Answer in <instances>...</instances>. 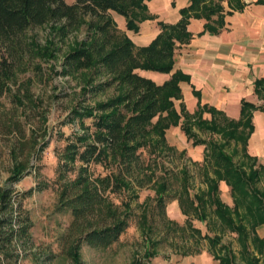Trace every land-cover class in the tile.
Here are the masks:
<instances>
[{"label":"rangeland","instance_id":"rangeland-1","mask_svg":"<svg viewBox=\"0 0 264 264\" xmlns=\"http://www.w3.org/2000/svg\"><path fill=\"white\" fill-rule=\"evenodd\" d=\"M146 1L149 0H144L147 6ZM212 1L221 4V0ZM110 15L116 22V13ZM83 20L63 41L49 24L29 28L17 44L0 42V59L3 56L14 65L13 75L5 80L6 89L0 96V186L7 185L13 164L18 161L26 164V172L10 187L15 193H31L21 201V214L28 215L32 225L31 244L17 248L18 264H219L218 258L227 252L240 263L237 235L218 221L214 207L205 209V219L198 217L202 212L194 214L187 210L186 198L206 194L211 179L218 183L217 196L221 202L233 210L230 187L215 178V170L227 168H217L212 153L218 152L216 149L211 152L212 145L222 144L223 139L202 132L197 126L192 128L194 138H188L181 129L182 120L165 131L164 148L155 146L156 136L148 138L139 151V165L131 173L122 170L119 158L108 157L102 164H93L89 170L91 180L110 177L111 186L105 190L104 204L100 207L104 215L74 222L63 189L74 180L81 163L68 162V166L61 168L60 161L67 160L64 148L71 140L75 141L73 135L93 132L92 119L77 117L74 111L92 107L119 93L114 85L91 96L86 89L106 78L93 72L94 68L62 73L64 54L76 42L90 36L88 26L95 20L88 16ZM116 25L118 28V21ZM32 40L36 47L29 45ZM47 40L53 42L50 48L54 49L55 57L42 54ZM175 106L179 110L178 102ZM201 140L207 141L208 147L192 145ZM233 145L224 150L227 154L238 150L232 170L247 174L250 168L264 166V159L252 163L243 157L240 147ZM159 183L166 184L163 208L158 204ZM252 187L264 188L263 172ZM74 194L75 191L69 198ZM181 199L186 203L185 212L178 203ZM108 210L117 220L125 219L128 227L109 246H88L82 241L85 233L112 223L113 216H105ZM255 232L264 238V226L257 227ZM248 244L252 250L249 241ZM72 249L78 254L76 263L70 256Z\"/></svg>","mask_w":264,"mask_h":264},{"label":"trees","instance_id":"trees-1","mask_svg":"<svg viewBox=\"0 0 264 264\" xmlns=\"http://www.w3.org/2000/svg\"><path fill=\"white\" fill-rule=\"evenodd\" d=\"M189 1L188 6L179 9L181 17L176 23L158 21L160 31L155 38L146 45L136 46L126 33L117 28L110 12L123 16L126 28L138 32L139 23L155 17L148 12L144 0H76L74 3L65 0H0V42L17 44L29 28L49 24L54 26V32L63 41L72 29L84 22V16L95 20L88 26L90 36L76 42L64 54L62 73L94 68L93 72L106 78L99 85L87 88V92L93 96L115 85L119 93L107 101L74 111L77 117L92 119L93 129L86 135H73L75 141L71 140L64 148L67 160L64 163L60 161L61 168L68 166V162L71 165L81 163L74 180L63 189V198L74 222L104 215L100 207L104 204L105 190L111 186L110 177L91 180L89 170L93 164H102L108 157L119 158L122 170L131 173L132 168L139 165V151L148 138L156 136L155 146L164 148L165 131L182 120L181 129L188 138H194L192 128L197 126L200 131L219 135L223 139L222 144L212 145L211 152L214 149L218 152L215 155L212 153L216 167L225 166L227 169L221 172L215 170V178L230 187L234 201L233 210L224 205L217 196L218 183L211 179L206 194L186 198L187 210L194 214L202 212L198 217L205 219V209L213 206L218 221L237 235L240 263L264 264V238H259L255 232L257 227L264 226V188L258 190L252 187L260 180L264 166L250 168L247 174L239 169L232 170L233 158L238 150H232L233 155L224 151L233 143L234 147L241 148L246 160L257 162V158L249 157L246 151L248 138L253 132L250 112L255 106L242 102L238 122L227 121L208 107H198L193 114H189L181 101L179 86L181 81L189 80L188 75L175 70L162 84H157L139 73L140 70L159 73L173 70L177 44L185 43L191 37L187 30L191 17L210 19L213 15L218 16L217 25L206 24L205 29L210 32H217V27L223 25L221 17L224 8L221 4L212 0ZM36 44L33 40L29 43L32 47ZM51 45L53 42L47 40L42 46V54L47 58L56 56ZM13 68L14 65L1 56L0 96L6 89L5 80L13 75ZM194 94L197 95L196 92ZM175 102H179V110ZM204 113L211 115L209 121L203 119ZM197 144L208 147L204 140L192 143L193 146ZM25 172L26 164L15 161L7 185L0 186V264H18L20 255L17 248L24 249L31 244V221L28 215L21 214V201L31 193H15L10 187L19 182ZM157 188L158 204L163 208L166 184L159 183ZM74 191L75 194L69 198ZM178 203L185 212L186 203L182 199ZM105 216H113L110 225L94 228L82 237L88 246H109L128 227L125 219L117 220L114 213L109 214V210ZM212 240L216 241L215 238ZM70 256L76 263L78 254L73 249ZM218 260L219 264H240L231 252Z\"/></svg>","mask_w":264,"mask_h":264},{"label":"crops","instance_id":"crops-1","mask_svg":"<svg viewBox=\"0 0 264 264\" xmlns=\"http://www.w3.org/2000/svg\"><path fill=\"white\" fill-rule=\"evenodd\" d=\"M189 2L146 1L148 12L155 16L153 19L139 23L138 32H133L127 30L125 18L116 14L118 28L125 31L136 46L146 45L159 33L158 21L176 23L181 17L179 9L188 6ZM238 2L221 0L223 25L217 27V32L205 29L206 24L217 25L219 18L216 15L210 19H189L187 30L191 37L187 42L177 44L170 73L145 70L139 73L157 84H162L175 70L188 75L189 80L181 81L179 86L181 101L189 114L198 107H208L227 121L238 122L242 102L255 106L250 112L253 132L246 151L249 157L259 160L264 159V0ZM188 99L190 104H187ZM203 119L209 121L211 115L204 113Z\"/></svg>","mask_w":264,"mask_h":264}]
</instances>
